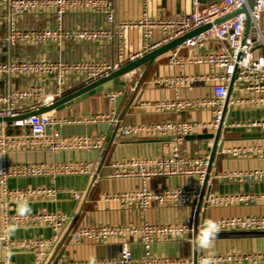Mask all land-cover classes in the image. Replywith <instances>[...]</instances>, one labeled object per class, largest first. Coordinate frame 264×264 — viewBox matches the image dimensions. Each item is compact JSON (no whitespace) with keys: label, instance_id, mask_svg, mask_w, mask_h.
<instances>
[{"label":"built area","instance_id":"1","mask_svg":"<svg viewBox=\"0 0 264 264\" xmlns=\"http://www.w3.org/2000/svg\"><path fill=\"white\" fill-rule=\"evenodd\" d=\"M142 1L141 15L133 20H120L112 0H0V47L9 50L18 46H37L51 44L62 48L67 43L105 44L111 42L114 48L112 59L48 57L39 55L31 58H10L0 60V80L18 78L30 80L18 88H0V119L18 116L28 111L48 106L55 100L79 87L104 77L121 65L136 59L162 44L182 36L202 25L209 26L194 34L173 49L169 50L168 62L172 65L186 63L204 64L209 68L205 74L197 76L199 81L210 87L208 95L181 98L174 90L172 98L145 101L144 108L156 113L168 111L192 112L199 109L209 110V118L201 121L160 120L144 123L119 124L113 111L95 114L81 113L75 116H59L55 110L11 121L0 120V248L4 256L0 264H18L12 260V253L26 249L35 259L24 264H43L50 250L59 239L63 224L70 218L60 212H49L42 207L31 213H10L17 202L37 198L53 199L57 193L54 186H26L10 188L9 178L47 176L53 180L60 175H93L90 161H63L51 163L21 162L6 164L1 160L13 149H44L46 151L66 149H93L102 145L100 135L80 134L66 136L60 131L64 125L109 122L116 125V132L127 137L145 138L167 137L169 151L160 156H131L112 162L114 177L137 178L136 188L107 195L105 198L119 201L123 205L133 204L140 210L152 205L191 206L200 197V187L206 176L218 181H261L263 168L222 170L210 173V153H183L179 144L183 138L197 133H214L222 124L227 106L235 104L264 109V0H256L250 9L251 26L244 33L245 13L236 14L213 23L214 18L238 7L243 0H210L201 4L191 0L189 11H180L168 17H154L147 12L149 0ZM94 13L102 17L98 26H67V14ZM51 17V22L41 27H23V17ZM46 18V19H47ZM136 32L139 46L136 50L129 47L127 36ZM254 33V37L252 36ZM181 49L186 50L182 57ZM124 74L122 77L127 76ZM125 85V80H122ZM193 82V77L176 76L150 80L158 86H177ZM230 90V91H229ZM123 90L109 89L106 100L112 102ZM231 91L235 96L231 95ZM246 126L264 130V118H252L246 122L227 124V126ZM9 128L18 129L10 132ZM221 129V128H220ZM234 158L255 156L264 158V144L251 143L233 146L226 150ZM194 175V187L151 188L153 177ZM93 185L81 192L70 190L78 199ZM204 197L209 205H224L234 202L264 201V192L236 195H217L208 191ZM215 220L220 231H249L264 233V213L245 216L222 217ZM206 220L202 222V226ZM47 226L52 235L49 238L31 237L12 239L8 232L11 228ZM191 229L189 222L177 224H152L143 222L138 225H101L80 226L71 233L75 242L82 240L106 241L119 240L129 236L136 238L144 247V256L135 257L126 242L119 245L118 255L109 259H95L96 264H200L203 256L182 260L175 257H155L149 254L153 241L166 240L181 235ZM216 264H258L264 263V252L251 254H225L215 256ZM90 259L80 261L60 260L55 264H89Z\"/></svg>","mask_w":264,"mask_h":264},{"label":"crops","instance_id":"2","mask_svg":"<svg viewBox=\"0 0 264 264\" xmlns=\"http://www.w3.org/2000/svg\"><path fill=\"white\" fill-rule=\"evenodd\" d=\"M116 17L120 20H133L142 12L141 0H112ZM210 0H200L201 4ZM191 0H149L147 12L154 17H168L180 11H189ZM25 16L20 21L23 27H41L51 22V17ZM102 17L94 13L67 14L64 22L67 26H98L102 24ZM129 47L136 50L139 46V36L136 32H130L127 36ZM185 49L178 52L182 57ZM39 55L48 57L75 58H106L112 59L114 48L111 42L105 44L67 43L62 48L54 45L18 46L9 50L0 47V60L10 58H31ZM169 51L157 56L153 62L144 69L141 66L122 77L125 80V89L112 102L106 100L105 93H96L78 102H75L55 113L59 116H75L81 113L95 114L99 112L113 111L119 124L144 123L160 120H189L201 121L209 118V110L199 109L192 112H163L156 113L151 109L141 106L145 101L164 100L173 97L177 90L181 98H193L210 93V87L199 81L197 76L205 74L209 68L204 64L186 63L184 65H172L168 62ZM176 76L193 77V82L177 86H158L149 83L150 80L159 78H171ZM30 80L18 78L0 80V88L7 86L18 88L26 85ZM111 89V88H110ZM231 95L235 96L233 91ZM252 118H264V109L235 104L227 106L220 129L217 146L223 150L233 146L248 145L251 143L264 144V130L246 126H235L237 122H246ZM18 129L9 128L10 132ZM62 134L66 136L88 134L103 137L102 145L93 149H66L46 151L44 149H13L6 153L1 160L6 164L21 163L25 161L36 163H51L63 161H90L93 165V175L86 174L60 175L53 180L47 176L9 178L10 188H23L26 186H54L57 193L53 199H34L31 201L17 202L10 213H34L46 208L49 212H60L70 218L63 224L59 239L50 250L43 264H55L60 260L80 261L87 259H109L116 257L119 245L126 242L135 257L144 256V247L134 237H121L119 240L92 241L82 240L75 242L71 233L80 226L101 225H138L143 222L152 224H177L189 222L191 229L181 235L169 237L162 241H153L149 247V254L155 257H175L182 260L195 259L205 255L197 249L194 237L202 227V222L208 219L222 217L245 216L264 213V201H252L247 203L234 202L224 205H209L204 197L200 203L194 205L157 206L152 205L146 210H140L133 204L123 205L119 201L108 200L107 195L117 194L122 191L137 187V178L114 177V168L111 166L115 160L131 156H160L170 149L167 137L145 138L127 137L116 132V125L109 122L82 123L64 125L60 127ZM213 140H208L207 146L212 147ZM183 153L198 154L207 152L200 139L183 138L179 144ZM264 169V158L250 156L246 158H234L225 152L215 151L212 157L210 173L222 170L238 169ZM93 185L76 199L70 190L81 192L87 189L88 184ZM196 177L194 175L153 177L149 181L151 188L165 187H194ZM208 191L217 195H236L246 193L264 192V179L261 181H218L209 176L203 195ZM196 221V227L194 228ZM0 217V230H1ZM12 239H24L31 237L49 238L52 231L47 226L17 227L8 232ZM216 255L225 254H251L264 252V233L249 231H220L215 243ZM4 251L0 248V259ZM12 260L18 264L34 261L33 253L26 249L16 250L11 255ZM195 257V258H194ZM186 264V263H176ZM231 264V263H226ZM233 264V263H232ZM247 264V263H243ZM249 264V263H248ZM264 264V263H258Z\"/></svg>","mask_w":264,"mask_h":264},{"label":"water","instance_id":"3","mask_svg":"<svg viewBox=\"0 0 264 264\" xmlns=\"http://www.w3.org/2000/svg\"><path fill=\"white\" fill-rule=\"evenodd\" d=\"M254 4H256V0H243V2L238 7L214 18L213 23H218L236 14L237 12L241 11L245 13L246 15V18L242 20V22L244 23V33L246 34L248 33L249 28L251 26L249 12H250V9H252ZM208 26H209L208 24L202 25L182 36H179L165 44H162L161 46L149 52L144 53L143 55L137 57L136 59L131 60L121 65L119 68L112 71L108 75L98 78L94 81H91L79 87L78 89L64 95L63 97L55 100L48 106L41 107L37 110L28 111L18 116L4 117L0 120L11 121L18 117H26L31 114H39V113L47 112L50 110L59 111L75 102L85 99L88 96L94 95L96 93H107L110 88H113L115 90H124L125 85H124V82L120 80L121 76H123L124 74L130 73L141 66H144V69H146L157 56L173 49L176 45L180 44L186 38L194 34H197L198 32L206 29ZM252 36L254 37V33H252ZM220 128H221V125H219V127L214 133H211V132L210 133H197V134L186 136L187 138H190V139H200L203 141V147L207 150V152L210 153V162L212 161V157L214 156L215 151L216 150L221 151V147L217 146L219 136H220ZM210 139L213 140V144L211 148L207 146L208 140ZM206 179H207V176L200 187V197L198 199V203H200L202 200V195L204 192V188L206 186ZM195 227H196V221H195L194 228Z\"/></svg>","mask_w":264,"mask_h":264},{"label":"clouds","instance_id":"4","mask_svg":"<svg viewBox=\"0 0 264 264\" xmlns=\"http://www.w3.org/2000/svg\"><path fill=\"white\" fill-rule=\"evenodd\" d=\"M220 230V226L215 220L208 219L194 237L197 249L205 253L200 264H216L215 243ZM89 264H96L95 258L90 259Z\"/></svg>","mask_w":264,"mask_h":264}]
</instances>
